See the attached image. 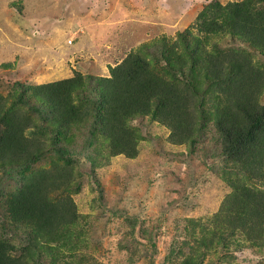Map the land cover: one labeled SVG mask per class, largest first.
I'll use <instances>...</instances> for the list:
<instances>
[{
    "label": "trees",
    "instance_id": "1",
    "mask_svg": "<svg viewBox=\"0 0 264 264\" xmlns=\"http://www.w3.org/2000/svg\"><path fill=\"white\" fill-rule=\"evenodd\" d=\"M193 28L196 33L186 28L172 41L161 36L140 44L109 66L108 76L77 72L32 86L16 81L19 90L12 99V92L0 93V183L25 176L16 188H0V264L92 261L82 256L68 262L58 253L78 246L84 234L83 216L70 193L78 189L76 164L79 157L92 163L100 141L112 155L134 157L138 137L130 120L139 116L167 126L174 143L193 142L205 119L212 122L217 148L210 155L231 163L221 166L231 190L203 230L210 237L200 243L219 242L225 235L264 243V104L259 100L264 67L241 45L264 47V0L210 2ZM221 37L239 44L222 47L216 40ZM212 86L210 111L203 104ZM81 124L88 127L78 147L74 138ZM19 232L23 243L14 235ZM201 256L183 258L184 264H196Z\"/></svg>",
    "mask_w": 264,
    "mask_h": 264
},
{
    "label": "rangeland",
    "instance_id": "2",
    "mask_svg": "<svg viewBox=\"0 0 264 264\" xmlns=\"http://www.w3.org/2000/svg\"><path fill=\"white\" fill-rule=\"evenodd\" d=\"M213 1L237 0H0V93L12 92V99L19 90L16 81L32 86L77 72L108 76L109 66L144 42L161 36L172 41L186 28L196 33L197 15ZM216 40L222 47L239 44L230 37ZM241 45L264 67V47ZM204 94V109L213 111L214 87ZM259 100L264 104V89ZM205 121L193 133L194 143H174L167 126L139 116L130 120L138 137L134 157L112 155L102 141L92 163L79 157L78 189L70 193L83 216L84 234L78 246L59 248L60 258L76 262L85 256L89 264H184L186 257L202 253L196 264H264V243L227 235L200 243L210 237L203 230L231 190L221 170L231 163L210 155L217 148L216 134L212 122ZM46 124L54 127L49 120ZM87 125L81 124L82 132L73 130L78 147ZM24 179L7 178L0 188L11 190ZM2 220L0 207V227ZM14 235L24 242L20 232Z\"/></svg>",
    "mask_w": 264,
    "mask_h": 264
}]
</instances>
